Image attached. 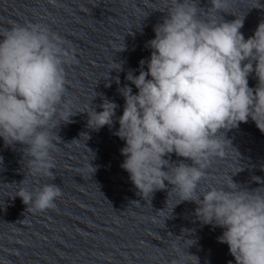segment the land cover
Returning a JSON list of instances; mask_svg holds the SVG:
<instances>
[{
  "label": "clouds",
  "instance_id": "9594fccd",
  "mask_svg": "<svg viewBox=\"0 0 264 264\" xmlns=\"http://www.w3.org/2000/svg\"><path fill=\"white\" fill-rule=\"evenodd\" d=\"M211 4L221 10L223 0ZM242 27L243 18L202 19L194 0H171L163 22L153 28L154 38L146 42L150 56L137 70L129 69V83L117 88L124 107L114 135L124 141L120 167L144 198L167 182L180 202L198 205L195 214L203 224L223 230L217 241L228 246L235 264H264V187L243 189L229 178L224 187L197 193L210 157L224 155L228 141L218 134L221 129L251 119L264 133V22L247 39ZM62 45L39 23L0 33V139L7 146L26 145L31 173L51 178L52 134L59 124L50 125L62 111L64 65L74 60ZM253 74L254 88L249 86ZM115 82L120 85L118 76ZM100 107L89 114V126L97 130L113 125L119 105L105 99ZM72 115L67 112L62 121ZM173 153L192 165L170 163L165 157ZM17 195L44 211L55 208L62 190L45 183L34 191L20 188Z\"/></svg>",
  "mask_w": 264,
  "mask_h": 264
}]
</instances>
